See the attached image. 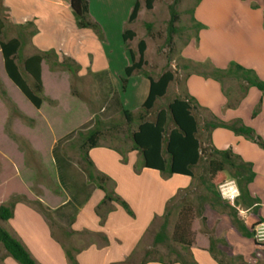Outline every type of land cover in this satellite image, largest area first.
Segmentation results:
<instances>
[{"label":"crops","instance_id":"0c3cea01","mask_svg":"<svg viewBox=\"0 0 264 264\" xmlns=\"http://www.w3.org/2000/svg\"><path fill=\"white\" fill-rule=\"evenodd\" d=\"M115 1L120 9L112 11L110 8L108 20H101L93 16V4L89 0L90 18L94 22H99L102 30L100 35L92 29L79 28L70 0H0V5L10 21L4 38L18 36L19 26L27 27L24 30V43L20 51L21 59L36 53L52 51L53 61L57 58L58 62L66 61L76 70L78 69L74 74L60 67L52 71L48 62H42L44 93L49 100L61 102L60 99L47 95L45 73L64 79L69 86L72 79L79 80L88 74L103 84L109 83L105 79L114 77L117 69L115 56L122 57L125 70L132 64L129 49L132 51L133 49L129 47V43L137 36L132 25L138 21L143 12L148 11L146 0H130L131 3L125 5L121 0ZM137 2L140 3L138 16L134 22L129 23ZM237 4H241L239 7L242 8L243 14L235 12L234 8L238 7ZM155 8L156 2L152 10ZM208 11L210 16L207 14ZM195 18L204 25V28L198 32V41L190 40L183 48L181 52L183 59L193 62L211 61L218 68H227L231 62H236L255 70L264 80V0H201L195 10ZM126 29L135 32L136 36L133 40L124 41L123 35ZM88 58L92 59L88 63L90 73L83 74L87 64H83L82 61ZM0 68L10 80L4 68L1 50ZM27 79L31 83L30 77ZM128 79L137 80V85L140 84V89L144 91L143 100L141 99L137 108L140 110L149 94L150 82L146 76L137 72ZM0 80L6 87L2 75ZM176 80L177 75L174 81ZM114 92L118 94V100L126 109V103L129 104V101L125 100V94L123 95L117 88ZM186 95L195 98L202 107L199 118L204 119L208 114L206 120H210L212 116L226 122L241 119L264 139V96L257 88L251 87L236 108L228 109L227 97L222 85L216 80L192 72L186 75L184 90L179 97ZM261 98H263L261 112L253 117V111ZM42 108L37 110L40 112ZM44 118H42L44 126L52 129L49 117L44 116ZM200 133L199 124V135ZM208 143L219 150L231 148L244 161L253 163L256 177L249 185V189L252 197L260 199L259 206L263 205L264 162L256 161L257 158L259 161H264V150L260 149V151L257 149L259 146L244 136H238L224 128L212 130ZM89 154L95 170L109 178L106 182L108 192L125 201L133 215L117 201L104 202L106 192L90 182L84 172L80 175L64 174L65 181L73 183L72 196L54 195L48 199L44 194L34 196L30 188L24 192H11L0 205L9 204L13 194L25 195V199L19 200L14 205V217L1 224L25 246L37 264H74V262L126 264L137 253L151 228L160 220L165 222L171 205L180 198L184 201L189 199L192 193L195 177L169 176L159 171L143 169V161H136V152H130L129 161H117V155L107 149L93 148ZM140 157L139 155V160ZM15 165L13 163L14 167ZM17 170L21 175L22 169L17 167ZM30 183L31 181L24 180V184ZM41 187L46 190L44 186ZM34 200H38L41 206L36 203L35 205L32 202ZM224 203L230 204L226 201ZM199 204L207 218V225L214 228V239L218 241L217 248L225 255L226 263H249L256 251L253 238L243 235L233 223L228 211L221 210V206L213 202L212 198L206 195L200 196ZM233 207L237 209L238 218L247 229H250L251 222H257L260 216L264 218V208L256 212L254 208L241 201L236 202ZM49 213L52 214L48 215ZM51 217L58 220L57 223H54ZM195 242L206 248L198 246L187 248L179 244L182 251L172 249L167 259L159 257L146 264H183L184 260L195 264H220L207 250L209 237L198 233ZM0 264H20L6 252L2 244H0Z\"/></svg>","mask_w":264,"mask_h":264},{"label":"rangeland","instance_id":"374dc122","mask_svg":"<svg viewBox=\"0 0 264 264\" xmlns=\"http://www.w3.org/2000/svg\"><path fill=\"white\" fill-rule=\"evenodd\" d=\"M90 1L93 4V16L101 20H108L110 8L112 11L120 9L115 0ZM121 1H123L124 5L131 3L129 2L130 0ZM196 1L182 0L181 4H179V33L173 37L172 45L167 42V23L170 19L168 6L173 0H155L156 8L148 10L146 13L143 12L138 21L132 25V29L137 36L129 43V47L133 49L137 57L139 56V41L144 39L147 42L145 71L155 78L168 70L173 71L177 75V80L171 83L168 94L160 99L151 111L148 117L150 121L154 120L156 113L160 109L167 108L170 102L181 96L186 75L197 69L193 67L191 70H185L184 66L190 63L181 56L183 48L190 40L196 39L198 34L193 29L190 19V10L193 9ZM237 5L238 7L235 6L234 8L235 12L243 14L242 8L239 7L241 4ZM207 14L209 15L210 11ZM199 16H201V13ZM148 23L152 24L150 33L147 29ZM91 61L92 59L90 58L82 61L84 62L83 64H87L83 74L90 73L88 63ZM115 61L117 69L114 72V77L105 79L109 83L104 82L101 84L98 79L88 74L79 80L72 79L69 86L64 79L45 73L44 80L47 95L54 96L60 99L61 102L48 100L43 104L44 106L40 112L27 101L18 88L7 79L3 69L0 68V75L3 76L6 82V87H4L9 97L25 116L11 117L7 101L0 97V203L4 202V199L11 192H24L28 188H30L34 196L44 194L48 199L54 195L72 196L74 191L71 185L73 183L65 181L61 174L80 175L82 172L86 174V171L89 170L85 163L82 145L86 143L92 130H100L102 133L100 143L95 148L112 151V153L117 155V161H126V158L129 161V150L133 147L131 134L137 129L139 121L135 120L130 125L126 122L115 101L114 89L117 88L119 92L123 95L125 94V100L129 101V104L126 103V109L135 112V115L138 114L139 109L137 110V108L141 103V99L143 100L144 91L140 89V84L137 85V80L128 79L127 91L125 90L127 93H124L122 78H126V70L124 69L123 59L117 55L115 56ZM238 86L239 82L234 78L225 80L226 92L231 94L232 98L238 95ZM44 116L49 117L48 120L53 130L46 128L42 123ZM208 117L209 115L206 114V118ZM206 118L201 119L198 117L201 126L199 138L202 142L207 141L206 134L203 132ZM172 127L173 123L169 121L168 129ZM257 149L260 150L262 148L258 147ZM209 153L202 157L199 165L195 168V183L189 199L184 201L183 198H180L179 201L170 207L171 215L168 219L167 242L157 245L154 243L155 236L163 223V220H160L144 238L137 251L138 260L144 258L147 250L154 252L151 256L153 259L168 257L172 249L182 251L180 245L174 242L172 237L175 224L180 222V210L185 205H190L193 208L195 216L190 229V238L194 240L198 233L205 235V237L214 238L213 226L209 227L207 223L206 225L203 224L199 217V211L201 210V204H199L200 196L213 197L210 191L211 185L208 172V163L211 158ZM138 156L139 154L136 153V161H142V158L140 157L139 160ZM257 160V163L264 162L259 161V158ZM57 161H62V171L59 169ZM13 163L16 164L15 167ZM17 167L22 169L21 175L18 174ZM226 174L228 176L226 182L234 180L230 168H227ZM24 180L26 182L29 180L31 183L29 185L24 184ZM41 186H44L46 190H43ZM218 193L220 194L219 188ZM24 199L25 195L13 194L10 197V202ZM32 202L39 205L38 200ZM259 208H264V206L260 205ZM220 209L225 210L222 207ZM51 214L49 213L48 215ZM51 219L54 223L58 221L53 217ZM261 222H264V218L262 221L251 222L250 225L254 228ZM253 240L256 245V251L252 260L249 263L239 262L237 264H264V244L257 245L255 238Z\"/></svg>","mask_w":264,"mask_h":264},{"label":"trees","instance_id":"16d2710c","mask_svg":"<svg viewBox=\"0 0 264 264\" xmlns=\"http://www.w3.org/2000/svg\"><path fill=\"white\" fill-rule=\"evenodd\" d=\"M154 2L155 0H146V8L148 10H152ZM181 2L182 0H173V2L168 6L170 19L167 23V42L170 45L173 44V37L179 33L178 23L180 21V13L178 6ZM200 2L201 0H197L193 9L190 10V19L193 24L192 27L197 31V33L204 28V25L199 23L194 15L195 9ZM70 5L79 28L92 29L96 33L102 35L100 25L90 18L88 0H70ZM139 10L140 3L137 2L130 15L129 23L136 20ZM8 25H10L9 18L0 5V50L4 59L5 71L9 79L15 84V86H17L23 96L36 109H41L43 104L49 100L44 93L42 62H48L52 71H56L60 67L68 70L71 74H74L78 69L76 70L72 64L66 61L58 62L57 58L53 61L52 58L54 52L52 51L36 53L26 59H21L20 51L24 43V30L27 27H17L19 30L18 36L5 39V30ZM151 28L152 24L148 23L147 29L149 33L151 32ZM135 36L136 34L134 31L126 29L123 39L126 42L133 40ZM196 41H198V34L196 36ZM146 49L147 43L143 39L138 43V57L131 49H129L132 64L126 68V78H122L124 91L126 90L128 84V78H130L135 72L143 74L150 82L149 94L141 109L138 111V114L135 115V113L125 109L123 104L118 100V94H114L115 100L118 101L119 111L124 116L126 122L130 125L134 123L135 120L139 121L137 129L131 134L133 147L130 152H136L141 156L143 169L159 171L161 173H166L169 176L182 175L191 178L195 177L194 168L199 165L202 157L210 152L209 154L211 158L208 163V172L211 185L210 191L213 194V202L218 203L219 206L228 211L233 223L239 228L243 235L249 238H254L253 226L250 229H247L239 220L237 209L230 204H225L221 195L218 193L219 186L228 180L226 171L227 168H230L232 170V178L236 181L240 191L238 201L236 202L239 203L241 201L243 204L254 208V210L258 212V210L261 209L259 208L260 199L252 197L249 189V185L254 182L256 177L254 165L251 162L244 161L241 156L234 153L233 149L219 150L215 147H211L208 141L210 132L216 128H224L232 131L238 136H244L263 150L264 139L257 134L252 127L246 125L241 119L226 122L212 116V119L204 122L203 129L206 133L207 141L206 143L202 142L199 138L198 122V115L202 107L198 104L195 98L189 95L175 98L167 106V108H162L156 113L154 120H148L156 101L166 95L169 84L175 80L176 75L173 71L168 70L155 78L150 73L145 71L144 67L147 64L145 59ZM188 62L190 64L184 66L185 70H191L193 67H196L197 69L192 72H195L205 78L216 80L222 85L225 96L227 97L226 107L228 109L236 108L245 98L251 87H255L260 90L264 96V80H262L253 69L246 68L236 62H231L227 68H218L209 61ZM27 77H30L31 83ZM231 78H234L239 82L238 95L234 98H232V95L227 93L225 89V80ZM0 97L7 101L8 108L11 111V117L19 115L25 117L24 114L20 112L17 105L9 97L1 80ZM262 105L263 98L260 99L259 103L255 107L253 117H256L261 112ZM169 121L173 123V127L171 129H168ZM101 136L102 133L100 130H92L86 143L82 145L85 163L89 168V170L86 171V176L90 182L94 183L98 188L106 192L104 202L117 201L133 215L132 210L125 201L115 196L114 193L108 192L106 189V182L109 178L105 174L95 170V165L89 152L91 149L99 145ZM61 162L62 161H57L59 169L62 171L63 164ZM61 177L64 179V174H61ZM18 201L19 200H14L9 204L0 205V244H2L6 252L20 264H37L25 246L1 224V222H6L14 217V205ZM39 205L41 206V203H39ZM193 211L194 210L190 205L182 207V211L180 212V222L175 226L172 240L187 248L194 246L206 248L197 245L195 239L193 240L190 238L192 221L195 219ZM169 215L170 212L167 213L165 222L155 236L154 243L156 245L164 244L168 240L167 230ZM199 217L201 218L203 224L206 225L207 218L204 216L202 209L199 211ZM262 220L263 217L260 216L258 221ZM217 243L218 241L216 239L210 237L209 247L207 250L211 252L220 264H227L225 261V255L217 248ZM136 254L137 253H135V255ZM153 254V251L147 250L144 258L140 261L137 260V256L134 255L127 261L126 264H146L149 261L156 260L151 258ZM69 256L72 258L70 254ZM74 264H76V262H74ZM183 264L195 263L184 260Z\"/></svg>","mask_w":264,"mask_h":264},{"label":"built area","instance_id":"2783aa9c","mask_svg":"<svg viewBox=\"0 0 264 264\" xmlns=\"http://www.w3.org/2000/svg\"><path fill=\"white\" fill-rule=\"evenodd\" d=\"M219 191H220V195L224 199V201L235 206L236 200L240 195V191H239V188H238L235 180L230 181V182H226V183L220 185ZM253 232H254V238H255L256 242L259 245H263L264 244V222L257 224L253 228Z\"/></svg>","mask_w":264,"mask_h":264}]
</instances>
